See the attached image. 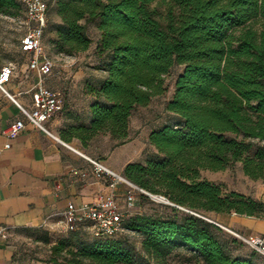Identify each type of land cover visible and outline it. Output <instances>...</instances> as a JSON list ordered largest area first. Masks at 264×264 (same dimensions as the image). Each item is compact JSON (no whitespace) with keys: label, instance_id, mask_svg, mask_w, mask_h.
Listing matches in <instances>:
<instances>
[{"label":"trees","instance_id":"16d2710c","mask_svg":"<svg viewBox=\"0 0 264 264\" xmlns=\"http://www.w3.org/2000/svg\"><path fill=\"white\" fill-rule=\"evenodd\" d=\"M44 1L48 21L43 39L51 29L58 53L89 59L80 89L88 96L80 103L86 108L84 120L59 91L60 112L70 119L58 131L66 143L75 140L87 148L105 135L114 147L127 143L134 111L162 96L164 77L174 66L182 67L164 103L176 123L151 129V154L142 151L121 175L170 203L162 206L187 212L178 220L126 208L123 230L111 237H95L89 221L57 235L21 230L43 232L41 240L50 245L46 262L134 264L135 255L123 240L133 233L157 264L181 249L195 264H264L253 253L232 255L218 235L228 231L193 214L264 217V202L201 175L241 163L249 179H264V0ZM52 10L57 23L49 21ZM22 12V0H0V14L17 17ZM91 24L96 39L87 33ZM145 200L150 196L137 191L136 202ZM85 235L91 237L88 242L82 241ZM73 239L79 241L75 246ZM14 257L10 264H17Z\"/></svg>","mask_w":264,"mask_h":264},{"label":"crops","instance_id":"0c3cea01","mask_svg":"<svg viewBox=\"0 0 264 264\" xmlns=\"http://www.w3.org/2000/svg\"><path fill=\"white\" fill-rule=\"evenodd\" d=\"M19 52V61L9 63L13 70L4 86L17 103L30 109V93L39 78L28 69L30 54L23 51L20 44ZM85 57H73L77 59L63 65L68 75L61 74L54 65L52 74L44 79L47 88L66 94V103L72 110L75 103L88 100L87 95L78 92L90 70ZM4 65H0V70ZM60 111L46 123L51 135L26 124L15 138L7 139L1 131L23 116L0 89V264H10L12 238L18 231L43 229L57 235L64 230V215L69 204L79 208L83 204L97 203L101 196L110 193L107 180L94 176L86 157L99 159L120 175L127 163L141 158L142 151L138 154L129 150L135 139L114 147V141L105 135L96 137L87 148L75 140L68 143L75 151L64 146L57 140H61L58 128L70 119ZM7 143H10L9 148L5 147ZM97 144L103 145L102 148ZM124 193L125 187L119 184L116 194L122 205ZM208 216L224 229L244 237L264 234V217L214 212Z\"/></svg>","mask_w":264,"mask_h":264},{"label":"rangeland","instance_id":"374dc122","mask_svg":"<svg viewBox=\"0 0 264 264\" xmlns=\"http://www.w3.org/2000/svg\"><path fill=\"white\" fill-rule=\"evenodd\" d=\"M159 11H162L161 7L159 8ZM49 21L51 23L59 22V18L55 14L54 10H52L49 14ZM24 31L25 13L22 12L17 17L4 16L0 14V65L19 61L21 57L19 52V44ZM87 33L92 39H96L98 37L97 29L92 24L88 26ZM52 39H54V32L51 31V29H48L42 42L43 52L55 65V69H58L61 74L68 75V72L63 69V65H67L72 60H76L77 58L74 59L73 57L58 53L51 43ZM86 61H89L88 57H86ZM71 70L74 71V69ZM181 70V66H174L164 77V82L167 88L166 92L162 96L155 98L148 106L137 108L132 114L130 121L132 138L128 142H131L133 139H135V142L133 141L134 143L129 146V150L131 152L139 154L140 151H143V153L146 155L151 154V147L147 141L148 132L153 128L162 126L163 124L176 123V120L164 111V103L166 99L170 98L173 92L175 79ZM98 73H100V71H98ZM78 92H80V89ZM78 92H76V94ZM74 106L75 108L73 111H77L80 118L84 120V115L86 112L85 106L79 102L75 103ZM62 126L58 128V131ZM96 146L101 147L103 145L97 144ZM201 175L202 177L213 182L221 183L227 190H235L259 201L264 199V179L256 181L249 179L243 174L241 163H235L233 166L220 172L203 171ZM257 197H260V199ZM124 199L125 198L122 197L123 203ZM163 203L164 202L159 201V199L150 197V200H145L143 203L135 202L132 213L142 212L148 215H159L166 218L175 217L178 220L181 219L183 214L187 213L181 208H178V210L175 211L166 205L162 206L161 204ZM206 216H208V214H206ZM228 233L221 232L218 234L219 237L222 238V241L225 242L228 252H230L232 255L253 253L254 256L264 261V255L256 252L242 239L234 236L233 234L231 235V233ZM123 237L125 245L129 247L135 255L134 264H157L153 260L149 259V257H147V255L142 251L141 237L139 235L127 233L124 234ZM81 238L83 242H88L90 240L89 238L91 237L85 235ZM12 239L13 255L15 256L14 261L17 264H49L46 261L49 257L50 245L41 240L44 239V234L42 231H18L13 235ZM76 242L79 241L73 239L70 243L75 246ZM195 263V258H193V256H191V254L186 249H181L178 252L172 253L169 257H167L165 262V264Z\"/></svg>","mask_w":264,"mask_h":264},{"label":"built area","instance_id":"2783aa9c","mask_svg":"<svg viewBox=\"0 0 264 264\" xmlns=\"http://www.w3.org/2000/svg\"><path fill=\"white\" fill-rule=\"evenodd\" d=\"M25 11V31L20 39V47L30 54L28 69L35 72L39 78L31 90L32 107L27 109L21 106L5 89L13 70L12 64L4 65L0 70V89L19 108L23 118L17 119L1 131L7 139L15 138L26 124L35 129L51 135L46 123L62 108L63 97L59 91H52L44 85V79L52 74L54 64L47 58L42 49V39L48 21V6L44 0H22ZM64 146L74 150L68 143L57 138ZM10 147V143L5 145ZM75 151V150H74ZM86 157V156H85ZM92 165L94 176L97 179H106L110 193L101 196L97 203L83 204L76 208L69 204L64 215V229L76 230L82 221L90 222V231L95 237H111L123 230L126 219V208L133 207L136 202V192H141L159 201L170 204L164 197L151 195L130 183L122 175L107 167L102 161L86 157ZM125 187L124 203L119 204L116 194L117 186ZM211 223L218 225L212 219L193 213ZM221 227L220 225H218ZM223 228V227H221ZM224 229V228H223ZM234 236L242 239L256 252L264 255V234L244 237L229 229H224Z\"/></svg>","mask_w":264,"mask_h":264}]
</instances>
